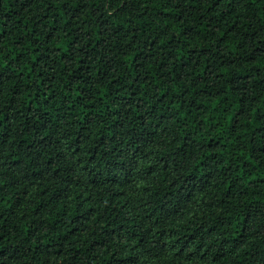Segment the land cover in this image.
<instances>
[{
  "label": "trees",
  "instance_id": "16d2710c",
  "mask_svg": "<svg viewBox=\"0 0 264 264\" xmlns=\"http://www.w3.org/2000/svg\"><path fill=\"white\" fill-rule=\"evenodd\" d=\"M0 264H264V0H0Z\"/></svg>",
  "mask_w": 264,
  "mask_h": 264
}]
</instances>
